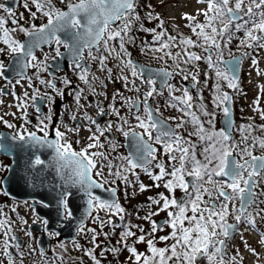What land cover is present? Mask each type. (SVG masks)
<instances>
[{"label":"snow or ice","instance_id":"snow-or-ice-1","mask_svg":"<svg viewBox=\"0 0 264 264\" xmlns=\"http://www.w3.org/2000/svg\"><path fill=\"white\" fill-rule=\"evenodd\" d=\"M32 2L35 4L36 11L47 18V23L39 27L32 25L31 28L18 26V30L30 38L26 43L12 39L9 30L4 27L6 23L4 17H0V31L3 32L0 40L7 45V51L13 57L11 70L16 71L17 75L22 76V73L17 69L40 67V64L32 63L37 61L34 50L44 44L55 43L57 45L56 56L62 55L60 46L72 54V64L74 69L79 70V79L87 85L88 90L93 94H96L94 81L97 78L91 74L90 67L81 64L85 58V49L88 51L89 58L99 62V70L108 73L109 80H112L113 76L107 61L109 57L114 56L120 60L117 67H119L121 75L118 79L124 82L125 88H129L131 85L132 89L139 92L140 86L137 81L149 86L148 91L143 94V100L139 97L136 99L124 97L119 91L112 97L113 102L119 97L122 106L126 105L129 111L135 109V113H133L137 121L135 127L143 129L142 133L135 131L129 120L121 116L120 109L116 108L113 103L109 105L110 111L97 105V115H115L119 117L120 123L109 121L105 127L101 128L96 120L86 116L93 125H96V131L93 132L91 128L87 129L91 133L87 137L89 142L79 151L73 148L72 143L67 139L66 132L60 131L59 127L54 129L55 138H49V125L45 123V120L51 121V112L41 119L37 126V131L43 135H37V132L28 131L27 128L21 126L23 131L17 129L11 136V140L23 142L25 146L36 151L51 150L52 155L47 162L36 155L32 167L51 168L59 177L62 182L61 186L66 189L61 193L60 199L65 217L71 218L73 215L68 203V198L72 193L67 189L76 188L87 197V208L85 209L87 216H92L93 210H105L111 214L121 215V219H123L122 214L125 210L115 198V189L104 187L106 183H109L105 177L104 169L107 168L109 175L120 179L126 185L132 184V181L128 179V174L136 176L138 179L136 170L141 169L154 182H157L156 187H160L159 182L163 180V187L169 193L167 196L160 193L159 198L149 197L151 204L158 207L156 211H150L144 219L150 220L152 216L159 215L161 211H167L168 219L164 223L172 231L168 236H161L159 239L161 241L171 239L174 243L164 248H158L154 242L155 237L146 239V235L142 234L136 238L135 243L147 244L151 255H145L138 252L135 246H130L127 243L129 237L136 236V233L131 231V227H138L130 226L127 231L121 234L118 243H122L130 253L128 259L133 261V264H200L202 259L206 260L207 264H237L235 256L229 261H225L224 254L227 241L233 233L239 231L241 223L252 227L256 226V218L248 212V209L257 204L260 194H264L258 193L256 190L258 184L264 182V137L252 135L254 131L252 124L240 125L237 131L241 133V141L240 143L233 142V121L229 107L231 98L228 93H221L219 80L227 81L229 88H238V77L235 70L239 66L240 59L232 57V63L226 66V70H220L217 65L222 62L223 51L219 40H226L224 46H227V43L231 41L234 28L236 31L243 30L245 33V39L240 42L241 46L264 48V0H198V2L206 4V8L198 13L203 15L204 22L192 23L196 19L194 16L189 14L183 16L189 21L186 26L196 36V40L191 37H181L179 43L185 47L175 53L165 52L166 56L173 59L176 68H180V64L183 63L191 64L194 69V71L181 69L179 72H176L175 69L173 72H169L166 68L155 70L146 68L131 58L126 44L134 43L129 32L132 28L131 19L135 13V0H67L66 10L56 8L52 4V0H32ZM64 2L65 0H61V3ZM25 6L27 7V5ZM0 9L12 14L11 9L5 7L4 4H0ZM32 16L35 18L36 13L33 12ZM134 18L139 19V16ZM148 18L158 20L157 27L163 29L164 22L159 16L153 17L149 13ZM116 21H121L122 26L112 28L111 25ZM12 22L18 24L16 20ZM143 30L152 33L153 42L160 45L156 49L147 45L149 50L161 51L177 46L174 43L177 39L175 36L169 35L167 41L163 39L166 30L159 32L155 28ZM105 35H107V39H105ZM109 41H118L119 51L115 46H110ZM101 45L107 55L100 51ZM193 47L202 48L208 55L201 56L188 50ZM93 48L96 49L97 55H93ZM141 51H144V48ZM4 52L5 49L0 48V53ZM213 55L217 57L215 61ZM159 59H163V57H159ZM201 60H204L210 68L215 70L218 78V82L214 86L218 95L214 97L213 103L217 108H221L226 118L225 127L219 130H216L214 126V112H209L203 104L200 105L202 114L209 117L207 121L209 128L206 129L195 112L191 111L193 97L189 94L188 89H182L183 95L177 97L174 92L181 91V89L168 83L173 75H181L184 80L191 77L193 86H195L199 83V65L196 62ZM256 63L257 61L253 59V64ZM125 69L130 73L131 80L128 75L123 74ZM7 70L4 62L0 61V77L11 83V80L5 76ZM90 75H92V80H89ZM158 79L161 90L156 87ZM41 83L52 88L57 94L63 95V91L58 89L52 81L41 80ZM63 83L67 87L71 81L65 78ZM206 86L207 81H205ZM163 88L169 90L168 106L175 107L183 113V116L190 117L188 122L193 125V131L188 135L196 137V141L181 135L179 129L183 128L186 123L183 116L173 127L168 123V120H176V117L161 119L162 113L159 107L152 108L150 99L162 95ZM83 91L84 89H80L74 95L79 107H83L79 103ZM24 95L27 97V92ZM99 95H103V93H99ZM32 99L35 100V97L33 96ZM49 100L51 102L52 98L49 97ZM141 105L143 106V116L140 114ZM16 107L19 109L25 106L20 103ZM37 111L39 112V109ZM13 115L15 114L13 113ZM21 118L25 120V123H29L26 110L22 113ZM71 118L75 121V114ZM261 118L264 119V112H261ZM0 121L9 129L16 128V125L4 121L3 117H0ZM126 125L128 126L127 131L125 130ZM260 128L264 131V125H261ZM113 129L120 132L125 138H130L134 149L128 156L118 157L121 161L119 164H114L112 160H109L103 151H91L97 148L102 149L104 144L100 142V137L104 136L105 132L111 133ZM79 131V125L67 128V132L78 133ZM153 132L156 133L155 136H153ZM4 139L5 137L0 136V150L10 151V146L3 143ZM197 142L203 145L199 153V157L202 159L197 155ZM76 143L79 144L80 141L77 140ZM108 143L112 151H115L117 145L113 141H108ZM154 145L161 146L162 154L167 156L171 170L166 167L164 162L158 160L161 148L154 147ZM257 147L262 153L259 156L253 155V149ZM154 161H156L155 164H153ZM152 167L159 169V172L153 174ZM165 177L169 178L165 180ZM101 178H103V182ZM112 183H115V180ZM95 189H104L111 194L112 199H103L96 195ZM139 189L145 191L147 186L140 183ZM178 189L184 194L181 199H177L175 195ZM3 194L8 195L7 192H3ZM259 214L258 212L257 215ZM0 215H5L2 210H0ZM230 215L233 216L235 224L228 223L227 218ZM92 218L94 221L99 220L98 216ZM47 223L46 220L43 221L45 226ZM105 223V221H100L101 228ZM107 223H111V221L109 220ZM163 227L164 225H158L152 221L151 231L152 233L158 230L162 231ZM0 230H4L5 236L11 231L7 219H0ZM79 230L84 231L83 220H81ZM89 231L93 232L92 242L95 244L97 233L94 229H89ZM140 231L143 233V229ZM50 235L58 234L51 233ZM240 239L244 240L243 234L240 235ZM261 242L264 243V238ZM4 243L7 246L8 241L5 240ZM245 247H249L246 242ZM249 250L255 252V249L249 248ZM112 251L118 252L119 249L113 248ZM5 254L7 255V252ZM85 254L90 256L95 264H99L94 255V249L87 250ZM9 264H13L11 259Z\"/></svg>","mask_w":264,"mask_h":264},{"label":"rangeland","instance_id":"rangeland-1","mask_svg":"<svg viewBox=\"0 0 264 264\" xmlns=\"http://www.w3.org/2000/svg\"><path fill=\"white\" fill-rule=\"evenodd\" d=\"M54 0H52L53 3ZM67 2V0H65ZM135 0V5L140 6V10L138 13L144 12V8L146 4H152V8H155L156 10L159 9L158 13L164 15L166 18L170 19L173 21L175 24H177L180 27H185L187 30L190 31V28L187 27L186 25L189 23L186 19L183 18L185 14L192 15L194 17H200V20L202 19V15L198 14L200 10L204 9L206 7V4H202L198 2V0ZM0 4H3V0H0ZM27 5V7L25 6ZM149 6V5H148ZM154 9V11H155ZM12 14L10 15L9 13H6L3 9H0V17H4L6 23L4 25L5 28L9 30V35L10 37H21L23 32H20L18 30V26H23L25 28H31L32 25L39 26L41 25L45 17L38 11H36L35 4H33L32 0H21L19 6L16 9L11 10ZM35 12L36 16L33 18L32 13ZM153 13V11H152ZM154 16V15H153ZM155 17V16H154ZM13 20H16L18 24H13ZM152 20V19H150ZM186 24V25H185ZM178 27V28H180ZM13 29H16V31H13ZM243 31V30H242ZM244 32V31H243ZM3 35V32L0 31V36ZM242 36V40L245 39V33L240 34V33H233L231 41L227 43V46H224L226 43V40L222 41V47L225 50V56L230 57V54H228L229 48L231 46H235L238 42V38ZM196 40V38L194 39ZM153 42V41H152ZM180 41H176V44L182 48L185 47L184 45H180ZM146 42L142 44V47L147 50V51H154V50H149L147 47ZM155 46V45H153ZM0 48H4L5 52L0 53V61H3L4 64L7 61V58L10 56V54L7 51V45H5L2 40H0ZM152 49H156V47H152ZM246 49V47H243L240 49V51ZM202 56H207L208 53L204 52L202 49ZM213 52H215V49H213ZM198 53H200L198 51ZM217 57L213 55V60L215 61ZM253 59L257 61L256 64H253ZM113 60H116V58H113ZM204 64H207L204 60L202 61ZM208 66V64L206 65ZM218 68L222 71L224 69L220 66L217 65ZM181 68L179 69V71ZM194 71V69L192 70ZM212 77L215 74V70L213 69L212 71ZM224 81V80H220ZM227 84V82H226ZM3 82L2 78L0 77V117H3L4 115H7L8 113L15 114L16 112L21 110L22 108H17L16 105L23 103L24 106L28 104L32 100V95H33V89L31 88L29 83L22 84V89L19 95L16 94H11L9 97L3 95L1 93V88L3 87ZM228 86V85H227ZM237 99L234 98V103L235 105V110H237L238 114L240 117H246L245 115L249 114L250 116L252 115H258V120L264 122V119L261 118V112H264V48H258L254 47L253 50L251 51V56L248 58V61L246 63V67L244 70V73L242 75L241 79V84L237 88ZM27 92L28 96L25 97V93ZM211 100V95L208 94L207 96V102ZM196 98L193 97L192 103L193 107L195 108ZM258 101V103H257ZM203 104H207V103ZM195 111L198 113V117L202 123H204L207 120V116H204L200 110V108L195 109ZM222 113L217 112L216 113V119L214 120V126L216 130L221 129L219 119ZM237 114V113H236ZM189 119L188 116H185V120L187 121ZM1 122V121H0ZM204 127L207 129L209 128V125L207 123H204ZM190 129H193V125L189 126ZM189 132L187 130V127H183V132L181 135H183L185 138L191 139L193 141H196V137H189ZM198 143V142H197ZM158 148H161L160 145H156ZM203 145H200L198 143L197 151H198V157L199 153L202 150ZM162 149V148H161ZM259 150V149H258ZM257 150V151H258ZM163 150L158 153V160L161 162H164L166 167H168L169 170H171V165L168 163V158L167 156L162 154ZM202 159V157H199ZM121 161L117 158V163L119 164ZM156 161H154L153 164H155ZM11 161L7 158H0V186H1V177L3 173L7 172L8 167L10 166ZM105 171L107 168L104 169ZM152 172L153 174H156L159 172V169L152 167ZM136 172L138 173V179L136 176H133L131 174H128V179L132 181L131 185H126L125 183L122 182V187L124 190L128 193L129 196L139 199V198H147L149 194L154 193L156 191L155 188V183L151 179L150 176H148L145 172L142 170L137 169ZM108 179L112 182L113 179L110 178V175L107 173ZM169 177H165V180L168 179ZM103 180V178H101ZM140 183H143L144 185L147 186V190L145 191H140L139 185ZM157 183V182H156ZM164 181H160V188L161 192L164 193V195H169L167 189L163 187ZM264 182H260L258 184V193H261L260 188L262 187V184ZM180 190L178 189L175 193L176 197L180 195ZM260 196H264V194H260ZM159 198V195L157 196ZM264 198V197H263ZM261 201H258L257 205H254L253 208H251L250 213H252L255 209L259 210L260 208V203ZM264 205V204H263ZM157 205L153 204L152 208H149L150 211H156ZM231 209V205L229 206ZM262 207V206H261ZM15 209V211H13ZM0 210L5 215H0V219L4 217L7 219V215L11 216L8 221V225L12 229L10 232L15 229L14 232L19 231L22 236H24L25 241H26V247L27 248H32L35 246V242L33 241V238L31 235H29V232H26L24 230V227H27L29 224H31L33 221H35L37 218L34 214L33 208L30 203L27 202H20V201H14L7 197L6 195L3 194L2 189L0 187ZM147 210H145L144 214L142 215L140 222L138 221V226L142 225L143 233L140 231L135 232L136 236L134 237H129L128 242L130 246H135L138 252L144 253L147 255L150 253L148 251V247L146 243H135L136 238L139 237L140 235L144 234L146 235V239L148 238H153L155 237V245L158 248H164L166 247L165 244L169 242L167 241H161L159 237L161 236H168L170 233L167 232L164 235L162 234H145V227L151 228L150 224H152V221H154L158 216L165 215L167 214V211H161L159 215L152 216L150 220L144 219L146 217ZM98 216L99 220L94 221L93 218H91V221L88 226L84 228L83 232H80V237L77 241L74 243H60L58 244L66 253L67 255V260L70 257L71 260H69L68 264H85L84 260L88 264H95L93 259L86 255L85 252L87 250H92L94 249V255L97 260H99V264H104V259L102 258V254L105 249V243L107 238L105 237L104 233L106 228L107 221H112L114 218V214H111L105 210H95L94 214L92 217ZM148 216V214H147ZM227 219H230V222H234L233 216L230 215ZM105 221L106 223L104 224L103 228H101L100 221ZM133 224H135L134 221H132ZM89 229H94L95 232L97 233L96 236V241L95 244L92 242V236L93 232L89 231ZM264 230V227H263ZM9 232V233H10ZM13 232V233H14ZM243 234L244 240L242 241L240 239V235ZM262 238H264V235L260 234L259 232H254L252 227H244V224L241 226V231H239L236 234L235 241L230 245L228 249V259L229 261L233 256L236 257V262L237 264H264V243H262ZM7 240L8 244L5 246L4 241ZM245 242L249 247H245ZM76 245H79V247H76ZM96 245H99L98 247ZM25 247V248H26ZM24 248V249H25ZM255 249V252H252L249 250ZM9 249H13L17 254V256L13 257V264H58L55 263L53 260V253L57 249V246L52 250L48 252V254L42 255L40 252L36 251V249L33 250L32 255L29 257V252L26 250L19 254V248H17L16 244L10 243V236L7 235L5 236L4 231L0 230V255L4 259L0 262V264H9V259L5 257V252H7ZM23 249V250H24ZM130 256L129 252H126L125 257L123 259V263H120V260L118 263L120 264H133V261H130L128 257Z\"/></svg>","mask_w":264,"mask_h":264},{"label":"flooded vegetation","instance_id":"flooded-vegetation-1","mask_svg":"<svg viewBox=\"0 0 264 264\" xmlns=\"http://www.w3.org/2000/svg\"><path fill=\"white\" fill-rule=\"evenodd\" d=\"M118 25L119 21L118 24L116 26H112V28H117L119 27ZM25 36V34H22L20 38L14 36L12 37V39L22 42ZM105 39H107V35H105ZM109 45L114 46V41H109ZM56 47L57 45L53 43L51 45H45L44 47L35 49L37 61H33L32 63L40 64L41 66L28 67L29 71L26 75L13 77L11 79V83L5 81L8 95H11V93L18 94L19 89H22V84L29 82L31 88L33 89V96L35 97V100L29 102L27 106L19 110L16 115H13L11 113L4 115L3 120L16 125V128L9 129L1 121L0 131L4 129L14 134L17 129L23 131V128H21V126H23L24 128H27L28 131H34L37 132V135H43L42 133L37 131V126L39 125V121L51 112V121L45 120V123L49 125V138H55L54 129L59 127L60 131L66 132L67 139L72 143L73 148L79 151L80 148L84 147L89 142L87 137L91 135V133L87 131V129L91 128L93 132L96 131V125H93L86 118V116L96 120L97 124L101 128L105 127L109 121H112L116 124L120 123L119 117L115 115H97V105L110 111L109 105L115 103V107L120 109L121 116H124L129 120L130 125L135 129V131L138 133L143 132V129L135 127L137 124V121L135 120V117L133 115V113H135V109L133 108L131 111H129V108L126 105L122 106L119 97H117V100L115 102H113L112 97L116 94L117 91H119L123 94L124 97H129L132 99H136L137 97H139L141 100H143V94L148 91L149 86L147 84H140V82L137 81V84H139L140 86L139 92H137L135 89H132L131 85H129V88H125L123 86L124 82L118 79V77L121 75L120 69L119 67H117V65L120 64V60H113L114 56L109 57L107 61L108 67L112 69L113 76V79L109 80L108 73L101 72L99 70V62L97 60L89 58L88 51L87 49H85V58L81 61V63L84 62V64H82L84 66L89 65L91 74L97 78L94 81L96 94H93L88 90L87 85H85L79 79V70L74 69L72 64V54L67 52V49H65L63 46H60V52L62 55L56 56ZM100 51L104 52L103 45H101ZM117 51H119V47H117ZM92 53L93 55H97V51L95 48L92 49ZM65 55L68 57V59L65 57ZM104 55H107V53L104 52ZM46 56L47 59H45ZM11 57L12 56L10 55L7 59H11ZM140 63L151 65V63H149V60L144 59H142ZM55 66L62 67H58L54 70ZM123 74L128 75L130 80L132 79L127 69L124 70ZM92 75L89 76V80H92ZM65 78L71 81V84L67 87H65L63 83V80ZM17 80H19V83H17ZM41 80L52 81L53 83H55L56 87L63 91V95L57 94V92L52 88L46 86V84L41 83ZM174 80L175 84L172 85H174L176 88L181 89V91L174 92V95L180 97L183 95L182 89L186 88V81H184L181 76L176 75H174ZM156 85H159V83L157 82ZM80 89H84L83 93L81 94V100L79 102L80 105H83V107H79L74 99L75 92L79 91ZM99 93H103V95H99ZM196 93L197 91L189 94L193 97V95ZM49 97L52 98L51 102L49 100ZM169 99V90L167 88H163L162 95L151 98L149 102L152 108L155 109L159 107L160 112L162 113L160 117L161 119H167L171 115L172 117L177 118L176 120H172V122L176 124V122H179L182 115L177 111V108L175 112V107L168 106ZM35 101L38 102L37 106L35 105ZM37 109H39V112L37 111ZM25 110L27 111V120L29 121V123H25V120L21 118L22 113ZM73 114H75L76 116L75 121H73L71 118ZM140 114L143 116L142 105ZM77 125H79L80 127V131L78 133L67 132V128H74ZM125 130H128L127 125L125 126ZM97 135H99V133H97ZM155 135L156 133L153 132V136ZM145 138L147 139L146 136ZM77 140L80 141L79 144L76 143ZM126 140L127 138H125L120 132H117L115 129H113L111 133L105 132L104 136L100 137V142L104 144V147L102 149H92L91 151H103L105 155L108 156V158L128 156V152L126 150ZM108 141H113L117 145L115 151H112ZM4 158H9L10 160L11 157ZM150 233L154 234L152 232Z\"/></svg>","mask_w":264,"mask_h":264},{"label":"water","instance_id":"water-1","mask_svg":"<svg viewBox=\"0 0 264 264\" xmlns=\"http://www.w3.org/2000/svg\"><path fill=\"white\" fill-rule=\"evenodd\" d=\"M19 0H6L5 6L7 8H14L18 4ZM28 38L25 43L29 40ZM242 59V56L237 57ZM13 62V61H12ZM223 63L227 66L232 63V58L228 60H224ZM151 68L153 70L159 69V68H152V67H146ZM12 69V63L9 65L8 72ZM235 74L237 77H239L240 74V63L238 68L235 70ZM230 96V95H229ZM229 107L231 108L232 113V121L234 124V117H233V111L231 106V100L229 103ZM225 116H222L221 118V125L224 128L225 127ZM4 150H0V154H3ZM45 160L46 162L47 158H41ZM34 158H22V156L19 154L16 158L13 157V165L10 167L9 174L6 176V178L3 180V187L5 191L8 193L10 197L18 198V199H38L40 201H44L46 198L47 191H43L39 189V185L42 187L49 188L51 184L56 181V173L51 168H47L44 166H36L35 168L32 167V161ZM27 177V178H23ZM22 178L21 180H19ZM19 180V181H18ZM30 190V192H28ZM96 195H99L103 199H112V196L109 192H106L104 189H95L94 190ZM72 196H74L75 201H83L84 198L87 199L86 196L83 195L80 191L73 190ZM84 197V198H83ZM115 198L117 199L116 191H115ZM53 212V209H48L43 207L42 205L36 206V213L39 214L41 217H46L47 219H50V213ZM74 212V218L72 222L68 223L67 225L58 228L55 227L56 224L61 223L62 218V212L59 214L56 212L54 213V221H51V223L48 224L47 230H56L59 233V239H65V240H71L75 239L77 237L76 231L77 228L81 225V220L83 222L85 221L87 215L85 213V209H73ZM50 221V220H49ZM48 221V222H49ZM31 229L35 232H38L40 230L39 224H34L31 226ZM16 240L18 241L19 245L22 246L23 239L19 237V234L17 233L15 235ZM50 244V239L48 235H41L39 247L45 251L47 249V246Z\"/></svg>","mask_w":264,"mask_h":264},{"label":"trees","instance_id":"trees-1","mask_svg":"<svg viewBox=\"0 0 264 264\" xmlns=\"http://www.w3.org/2000/svg\"><path fill=\"white\" fill-rule=\"evenodd\" d=\"M60 6H61L60 3H58V8H61ZM145 10H152V8H145ZM138 16H139V19H135V18L131 19L132 28H131V31L129 32V35L134 40V43H129V44H132L131 49H130V54L134 58L135 57L138 59L147 58L148 60H150V58L146 55L147 50L144 49V51H141V49L143 48L142 44L144 42H146V43L149 42L151 44L158 45L157 43L152 42L153 41V34L146 32L143 29L155 28L157 30V32L166 30V34L163 37V39L165 41H167V38L169 35L175 36L177 38L176 41H180L181 37H191L193 40L196 38V36L193 35L192 31H190V32H186L185 30H179L178 31L168 20H164L161 15H159V16H160V19L163 20V22H164L163 23V29L157 27V25L159 23L158 20H156V19L150 20L148 18V15H146V16L138 15ZM203 22H204V20L200 21V23H203ZM141 25H143V28H141ZM218 27H219V25H218ZM197 31H199V29H197ZM176 41L174 42L175 44H176ZM219 42L221 43V46H222V42L221 41H219ZM169 43H173V42H169ZM129 44H126V45H129ZM228 48H229L228 54H230V56H232L233 54L238 52L237 47H235V46H231ZM166 50L175 53V52L180 51L181 48L177 45L176 47H171V48L166 49ZM188 50L196 52L198 55L202 56V52H201L202 48H200V47H193V48H189ZM198 51L200 53H198ZM222 51H223V57H224L225 56V53H224L225 50L223 47H222ZM202 61L203 60L198 61L196 63L200 67L206 66L207 64H204ZM157 62H159V61H156L155 63H157ZM163 62L165 64L169 65V67H171V68H176V64L174 63L173 59H171V58H168V62L167 61H163ZM188 65H190V64L181 63L180 68L186 67ZM206 80H208V79H206ZM205 81L203 83H205ZM210 84L212 85L213 82L211 81ZM247 124L253 125V128H254V131L252 133L253 136L264 137V131L261 130V128H260L261 125L257 123V120L255 118H251V117L248 118V120L245 121L244 125H247ZM238 127H239V122L236 124L235 131H234L233 142H236V143H240V141H241V133L239 131H237ZM241 146H243V145H241ZM257 149H258V147L253 149V155H256L260 151V150L257 151ZM127 217H126V219H127ZM127 225H129V224L127 223ZM114 234H115V232L110 234V237L112 240H115ZM115 246H114V248H115ZM117 249H119L118 252H113L112 250L110 251L111 255L109 257L104 258V264H116V262L120 256V252L122 251V245H119L117 247ZM7 257L9 259H11V257L9 255ZM53 257H54L53 260L55 261V263H58V264H68L69 263V260L66 259L67 255H66L65 251L61 247H57L56 251L53 253Z\"/></svg>","mask_w":264,"mask_h":264},{"label":"bare ground","instance_id":"bare-ground-1","mask_svg":"<svg viewBox=\"0 0 264 264\" xmlns=\"http://www.w3.org/2000/svg\"><path fill=\"white\" fill-rule=\"evenodd\" d=\"M113 162H117V158H112ZM22 178H20L19 180H21Z\"/></svg>","mask_w":264,"mask_h":264}]
</instances>
